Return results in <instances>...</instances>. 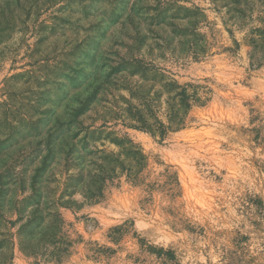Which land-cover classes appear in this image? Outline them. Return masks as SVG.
<instances>
[{
  "label": "rangeland",
  "instance_id": "rangeland-1",
  "mask_svg": "<svg viewBox=\"0 0 264 264\" xmlns=\"http://www.w3.org/2000/svg\"><path fill=\"white\" fill-rule=\"evenodd\" d=\"M0 264H264V0H0Z\"/></svg>",
  "mask_w": 264,
  "mask_h": 264
},
{
  "label": "trees",
  "instance_id": "trees-1",
  "mask_svg": "<svg viewBox=\"0 0 264 264\" xmlns=\"http://www.w3.org/2000/svg\"><path fill=\"white\" fill-rule=\"evenodd\" d=\"M176 88L180 89L179 87ZM173 100V119L170 120L171 124L169 126H165L158 120L151 123L144 111L135 108L134 112L130 114V119L133 122L131 127L147 131L152 134H159L162 138H164L167 132L172 130L173 127H175V130H179L184 124V119L187 113L192 108L193 104H195V100L187 94L185 89H181L177 92Z\"/></svg>",
  "mask_w": 264,
  "mask_h": 264
},
{
  "label": "bare ground",
  "instance_id": "bare-ground-1",
  "mask_svg": "<svg viewBox=\"0 0 264 264\" xmlns=\"http://www.w3.org/2000/svg\"><path fill=\"white\" fill-rule=\"evenodd\" d=\"M225 120V119H224ZM223 127V126H222ZM182 138L189 139L194 136L193 132H185L180 135Z\"/></svg>",
  "mask_w": 264,
  "mask_h": 264
}]
</instances>
